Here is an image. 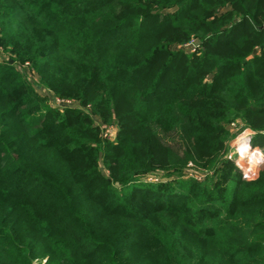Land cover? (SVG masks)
I'll use <instances>...</instances> for the list:
<instances>
[{
  "label": "trees",
  "instance_id": "1",
  "mask_svg": "<svg viewBox=\"0 0 264 264\" xmlns=\"http://www.w3.org/2000/svg\"><path fill=\"white\" fill-rule=\"evenodd\" d=\"M1 46L0 264H264V0H0Z\"/></svg>",
  "mask_w": 264,
  "mask_h": 264
},
{
  "label": "rangeland",
  "instance_id": "2",
  "mask_svg": "<svg viewBox=\"0 0 264 264\" xmlns=\"http://www.w3.org/2000/svg\"><path fill=\"white\" fill-rule=\"evenodd\" d=\"M195 41V40H194ZM191 44V43H190ZM187 48L188 53H195L197 51V44L195 41V44L193 45H186L185 46ZM11 54H9L4 47H0V64H6L8 62V60H10ZM15 66V68H17L22 74H24V77L29 78V80H31V85H34V87L36 88V90L41 94L42 97H45L47 99H49L50 103L52 104L53 107L55 108H59L61 110H64L66 108H78L81 107L80 103L76 100L73 99H62L59 96H57L54 91L51 88H47L45 87L42 83L39 82L40 80V76L35 73V71L33 70L32 66L30 65V63H25L23 65H20L18 63H15L13 60H11V64ZM64 102L62 104H65L64 106H60L58 105V102ZM70 105V106H69ZM73 107H72V106ZM86 113L89 114V116L93 119V123L94 125H96L101 133L103 134V139L107 140L109 137L112 141H114L117 136H118V126L115 123L112 124H105L102 122V120L97 117V115H95L92 112L91 108H86ZM234 125L237 126L239 130L238 132H232L231 133V139H229V141L226 142L227 147H228V158L232 159L233 164L235 165V170L236 173L239 171V166H237V161L239 160V158H237L238 154H237V150L238 148H235V143L237 138L239 137L240 133L244 132L245 130H248L247 124L245 123H240V124H235ZM233 127V124H231V126L229 128ZM112 135V136H111ZM225 144V146H226ZM264 144V137L261 138H256L253 142V145H258L259 147L263 146ZM188 167L192 168L194 167L193 164H189ZM264 169V165H261L258 169L254 170L252 173H250V175H248L246 172L241 173L240 175L243 177V181L242 184L244 183L243 186L248 185L254 181H256L259 177H261L262 171ZM200 172H204V171H200ZM188 177H194L193 174L190 173V175H188ZM160 178H149L148 181H153V182H157L159 181Z\"/></svg>",
  "mask_w": 264,
  "mask_h": 264
},
{
  "label": "built area",
  "instance_id": "3",
  "mask_svg": "<svg viewBox=\"0 0 264 264\" xmlns=\"http://www.w3.org/2000/svg\"><path fill=\"white\" fill-rule=\"evenodd\" d=\"M193 44H195V41H192L191 44L189 43L188 45ZM62 103L64 102H58V105H66V103ZM231 128L233 129V132L239 131L236 130L238 128L234 124ZM257 137H264V131L257 132L251 128H248V130L240 133L239 137L236 140L235 148H238L237 158H239V160L237 161V166H239V171H241V173L246 172L248 175H250V173H252L254 170L258 169L261 165H264V144L261 147H259L258 145H253V142Z\"/></svg>",
  "mask_w": 264,
  "mask_h": 264
}]
</instances>
